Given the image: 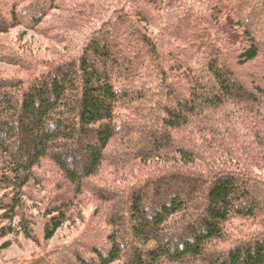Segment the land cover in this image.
Listing matches in <instances>:
<instances>
[{
	"label": "trees",
	"instance_id": "trees-1",
	"mask_svg": "<svg viewBox=\"0 0 264 264\" xmlns=\"http://www.w3.org/2000/svg\"><path fill=\"white\" fill-rule=\"evenodd\" d=\"M56 1L27 0L32 26ZM132 4L136 21L118 15L95 33L77 60L57 65L26 89L19 82H0V190L12 196L0 202V210L6 218L14 217L21 190L34 180L33 171L44 159L62 173L70 190L80 193L82 182L99 172L106 148L121 137L127 139L123 151L144 146L132 159L175 166L131 189L128 204H122L126 214L120 216V207L108 221L107 252L94 250L88 261L76 257L77 264H115L123 254V264H264V181L249 170L264 166V80L249 89L229 80L234 61L238 66L264 61V20L263 29L252 25L264 16V0L248 5L209 0L206 19L191 23L187 14L179 21L187 33L198 27L197 34L178 39L176 30H164L169 41L178 42L175 53L183 62H173L170 49L157 50L136 26L141 20L154 24L155 15L142 6L155 8V3ZM222 11L230 15L223 23ZM9 15L6 20L15 19L14 12ZM6 20L0 21V35L11 28ZM228 20L229 35L238 32L244 41L238 49L222 29ZM200 23L206 30H200ZM211 26L222 30V42L231 49L226 74L217 55L227 49L221 51L207 35ZM108 32L111 39L103 37ZM175 84L185 96L173 89ZM119 109L130 111L131 118L128 114L118 123ZM65 209L47 213L45 241L61 227ZM235 219L259 229L231 237ZM17 227L30 238L24 219ZM10 230L1 228L0 237ZM224 243L228 246L221 247Z\"/></svg>",
	"mask_w": 264,
	"mask_h": 264
},
{
	"label": "rangeland",
	"instance_id": "rangeland-1",
	"mask_svg": "<svg viewBox=\"0 0 264 264\" xmlns=\"http://www.w3.org/2000/svg\"><path fill=\"white\" fill-rule=\"evenodd\" d=\"M133 1L135 0H57L46 17L39 24L32 26L29 19L33 12H27V0H0V21L4 18L6 20V17L9 19L10 12H14L15 16V19L6 20L11 28L0 35V82H19L21 89H26L37 77L51 71L57 65L77 60L95 33L103 26L106 29L118 15L132 16L136 21L130 10L134 9ZM207 1L209 2V0H149L155 3V8H145L143 4L140 7L155 15L154 24L139 19L141 22L136 26L142 35L146 34L159 46L157 50L164 52L170 49L175 54L172 61L183 62L184 57L175 53V44L178 42L174 44V40L169 41L164 30L173 29V32L176 30L175 37L178 39L197 34L198 27L187 33L185 31L187 25L179 21L186 18L187 14L191 16L189 18L191 23L196 18L206 19ZM243 1L248 5L257 0ZM156 5L158 11L155 10ZM226 16L230 15L223 11L219 14L222 23ZM140 18H144V15ZM259 19L253 20V28L258 29L261 26L264 16ZM231 23L232 21L228 20L222 28L228 35ZM126 27L129 28L130 24L127 23ZM199 27L201 31L206 30L201 23ZM215 28L217 27L211 26L207 30V35L209 32L212 39L218 42L217 47L221 51L222 46L227 49L226 53L217 55L220 57L219 65L226 74L229 72L227 65L230 64L227 55L231 53V49L226 46V42H222V30L219 27ZM261 28L263 29V26ZM103 37L111 39L112 32L104 34ZM229 37L233 48L244 46L238 32L231 33ZM134 40L139 41V35L136 34ZM203 57L205 59L204 54L201 59ZM263 65L264 61L261 59L244 66H238L234 61L231 64L233 78L229 80L249 89L251 83H260L264 80ZM197 66L196 62L193 68L197 70L199 68ZM172 87L179 92L177 84ZM179 93L185 96L183 92ZM117 114L118 118L120 117L118 123L124 122V117L128 114L126 117L131 118L130 111L119 109ZM126 141L127 139L117 137L109 144L99 172L82 182L78 194L70 190V185L67 186L62 173L52 162L42 160L33 171L34 180L21 190L20 207L14 211V217L8 219L0 210V229H11L10 233L0 237V264H77L76 257L88 261L92 258L94 250L107 252V238L111 233L108 221L111 215L120 213V207L128 204L129 196L133 192L131 189L147 180L157 178L163 171L175 166L173 163L163 166L157 161L142 164L139 159H132L136 151L143 150L144 146L135 145L131 149L127 148L126 152L123 151ZM219 169L224 171L226 167L221 166ZM249 170L253 178L264 181L263 165L249 166ZM8 192L0 190V202L12 197ZM58 207H66L64 222L53 237L45 241L44 229L49 220L47 213ZM125 212L123 207L120 216H124ZM23 219L27 222L30 238L17 227ZM230 227L231 237H243L259 229V226L252 224L251 221L237 219L231 222ZM231 237L229 238L232 239ZM126 241L127 239L123 243ZM226 246L228 245L224 243L221 247ZM125 255L123 254L120 261L115 264H123ZM160 262L159 264H170L163 260Z\"/></svg>",
	"mask_w": 264,
	"mask_h": 264
}]
</instances>
